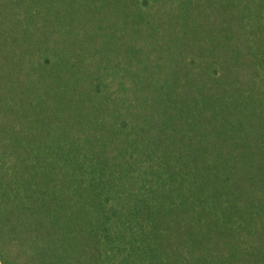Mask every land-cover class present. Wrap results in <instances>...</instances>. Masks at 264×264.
<instances>
[{"label": "trees", "instance_id": "16d2710c", "mask_svg": "<svg viewBox=\"0 0 264 264\" xmlns=\"http://www.w3.org/2000/svg\"><path fill=\"white\" fill-rule=\"evenodd\" d=\"M0 264H264V0H0Z\"/></svg>", "mask_w": 264, "mask_h": 264}]
</instances>
